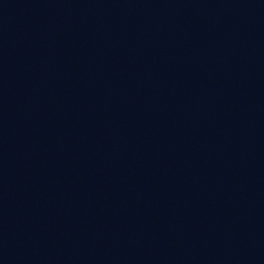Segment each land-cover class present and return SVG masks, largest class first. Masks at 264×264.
<instances>
[{"label": "water", "instance_id": "1", "mask_svg": "<svg viewBox=\"0 0 264 264\" xmlns=\"http://www.w3.org/2000/svg\"><path fill=\"white\" fill-rule=\"evenodd\" d=\"M124 264H264V0H206Z\"/></svg>", "mask_w": 264, "mask_h": 264}]
</instances>
